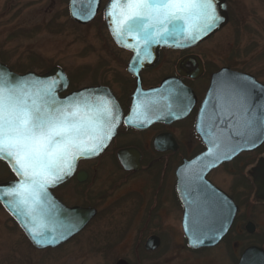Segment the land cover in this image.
Returning a JSON list of instances; mask_svg holds the SVG:
<instances>
[{"label": "flooded vegetation", "instance_id": "af4514ba", "mask_svg": "<svg viewBox=\"0 0 264 264\" xmlns=\"http://www.w3.org/2000/svg\"><path fill=\"white\" fill-rule=\"evenodd\" d=\"M107 2L99 0L92 21L101 20L110 36L105 21ZM214 35L196 44L163 46L157 61L144 68H130L133 52L110 36L112 42L104 50L106 61H101L106 75L85 85L106 87L121 113L115 135L94 158L107 157L111 162L108 171L113 168L122 179L113 183V187H122H118L121 193L114 195L104 188L106 193L98 197L100 202L111 195L112 201L124 203V218L110 229V264L119 260L128 264H264V140L253 150L213 166L207 164L206 186L178 187L179 168L207 150L210 135L200 134L199 116L213 76L230 70L264 84L256 71L242 67L238 47L208 43ZM164 81L165 92L173 94V118L162 117V95L157 88ZM148 101L153 102L150 122H124L138 102ZM119 153L123 162L139 167L125 169ZM94 159L79 161L73 176L52 189L64 204L68 205L55 191L70 181L83 185L90 175L85 163ZM4 166L10 174L4 181L14 179ZM80 171L85 173L84 181L77 179ZM68 206L94 208V217L100 211L95 202Z\"/></svg>", "mask_w": 264, "mask_h": 264}, {"label": "snow or ice", "instance_id": "6c2138e0", "mask_svg": "<svg viewBox=\"0 0 264 264\" xmlns=\"http://www.w3.org/2000/svg\"><path fill=\"white\" fill-rule=\"evenodd\" d=\"M96 3L97 0H82V7L73 15L90 19ZM106 15L122 42L127 36L137 40L128 45L136 52L135 62H142V56L151 54L152 44L167 43L170 38L195 42L216 28L220 20L215 0H110ZM56 85L55 79L47 83L14 81L9 74L0 73V159L7 160L18 177L12 187L0 189V197L9 198L6 204L21 217V223L38 245L58 242L76 226L71 223L62 226V231L57 230L56 205L48 189L71 175L79 158L99 155L120 123V113L110 98L80 93L61 101L55 95ZM253 89L254 84L247 79L218 81L214 96L220 112L210 114L209 131L219 122L240 141H233L231 135L222 140L212 137L206 155L217 160L221 155L227 158V153L213 151L221 147V142L255 145L264 137V104L257 116ZM152 104L138 102L124 122H150ZM212 107L215 109L216 105ZM235 151L236 147L228 149L229 153ZM199 178L197 174L196 179Z\"/></svg>", "mask_w": 264, "mask_h": 264}, {"label": "rangeland", "instance_id": "374dc122", "mask_svg": "<svg viewBox=\"0 0 264 264\" xmlns=\"http://www.w3.org/2000/svg\"><path fill=\"white\" fill-rule=\"evenodd\" d=\"M67 3L68 0H0V60L16 73H41L58 65L69 78L68 90L103 79L106 65L101 61L106 57V45L112 42L110 36L101 20L85 25L72 21ZM228 3L232 11L229 21L208 43L238 47L242 67L256 71L264 81V0ZM108 164L111 162L107 157L85 163L90 175L83 185L70 181L55 191L68 205L85 201L100 207L96 217L57 248L35 249L0 207V264H110V229L124 218V203L121 199L112 201L111 195L99 202V195L106 189L114 191V195L122 192L118 189L121 186L113 187L122 179L113 168L108 171ZM9 175L0 162V182Z\"/></svg>", "mask_w": 264, "mask_h": 264}, {"label": "water", "instance_id": "95a60500", "mask_svg": "<svg viewBox=\"0 0 264 264\" xmlns=\"http://www.w3.org/2000/svg\"><path fill=\"white\" fill-rule=\"evenodd\" d=\"M99 0H97V3L93 6L95 8V14L90 18V19H81L79 18L78 15H73V12L76 11L77 13L79 12L80 8L82 7V0H75V7L73 6V0L68 1V12L71 20H73L77 24L85 25L89 23L90 21L93 20V18L96 15L97 8H98ZM110 4V0H108L106 6H105V21L107 24V27L109 29V32L111 34V37L113 38L114 42L118 44L119 46L125 47L133 52V56L130 61V68L137 67L139 66L140 68L144 67H149L152 66L158 59L159 55V48L161 46H167V47H178V46H184V45H191V44H196L199 43L205 39H207L209 36L217 32L219 29H221L223 26H225L228 22V13H227V6H226V0H215L216 4V12L217 15L220 17V20L218 22V25L216 28H214L211 32H209L207 35L203 36L201 39L196 40L195 42H186L182 38H177L175 40L169 39L167 43L161 41L160 43L157 44H152L150 47V55L148 57H141L142 62H135V56L136 52L133 48L129 47L128 45H134L137 43V40L133 38V36H127L124 38V42L121 41L113 32L112 26H110V18L107 17L106 15V10L108 9ZM0 73H7L11 76V78L14 81H21L27 79L28 81H40L43 83H47L53 79L57 81V85L55 88V95L57 99L63 101L66 98L69 97H77L78 94L80 93H85V94H91L95 96H106L110 98L114 104L116 105V108L118 109L120 113L119 106L113 96V94L103 86H84L75 90H71L64 95H60L64 93L69 85V79L64 72V70L60 66H53L50 69L46 70L45 72L42 73H37L34 71H26L24 73H16L14 72L11 68H9L6 64L0 61ZM222 78H231V79H240L244 80L247 79L250 81L252 84H254V89L252 91V96H253V105H254V111L257 116L261 115V110L260 106L264 104V84L257 81L254 79L251 75L246 74V73H237L233 72L230 70H221L217 74L213 76L212 82L210 84V87L208 89V92L206 93V96L203 100L202 108L200 111V116H199V124L200 129L199 132L201 135L206 136V132L210 135L211 139L212 137H219L222 140V137L225 135H231L233 137V141H240L239 137H236L234 135V132L226 127L225 124H221L217 122L216 126L209 131V116L210 114L215 111L216 113L220 112V105L215 99L214 96V89L217 87L218 81H220ZM165 81L162 83V86L158 87V91L161 92L162 95V107H161V112H162V117L163 118H173V94L171 92H165ZM251 86V85H250ZM207 102V104H206ZM216 105L215 109H213V105ZM203 109V111H202ZM120 119H121V113H120ZM119 124L117 125L113 136L115 135L117 128ZM112 136V137H113ZM264 140V137L261 139L257 140L255 145L245 143V142H240L238 146H236V143H233L232 145H226L223 142H221V147L216 149L214 148L213 151L218 153V154H223L227 153V158H224L223 155H221V159L217 160L215 156H208L206 155L208 153L209 147L212 145L210 144V140H206L207 144V150L197 157H195L193 160L190 162H187L183 164L179 170H178V187L180 188H188V187H203L206 186L207 183L204 181V172L205 169L204 167L209 164V166H213L215 164H218L219 162H222L224 160H227L241 151H249L253 150L256 147H258ZM110 141V140H109ZM109 141H107V146L109 144ZM229 147H236V151L234 153H229L228 149ZM107 148V147H106ZM104 148V150L106 149ZM103 150V151H104ZM101 151L99 155L103 152ZM99 155H91L88 157H81L79 158L76 163L75 167L71 173V175L66 176L64 180L60 183H58L56 186L64 183L67 181L75 172L77 164L80 160L84 159H93L96 158ZM123 154L119 153V158L121 160V164L125 169H136L139 167L138 163H125L122 161ZM4 161L8 167L10 168L11 172L15 175L14 180H9L5 182H0V189L5 188V187H12L15 182L18 181V177L12 170L9 162L5 159H0ZM195 167L193 172H190L188 169L190 167ZM197 174L199 175V179H196ZM77 179L79 181H84L85 180V173L84 172H78L77 173ZM195 183V184H193ZM54 186V187H56ZM50 187L48 189L52 201L55 203L56 208H55V220L56 224L55 227L57 228L58 231H62L63 227L71 223H75V228H73L70 232H67L65 235L64 239H60L58 242L55 243H44V244H36L32 237L29 235L26 227L24 224L21 223V217H19L13 209L6 204V201L9 199L8 197H0V204L2 207L8 212V214L15 220V222L18 224V226L21 228V230L24 232L25 236L27 239L30 241L32 246L38 250H44V249H53L57 248L67 241H69L72 237H74L76 234H78L85 226L86 224L91 220L92 217L95 216L96 210L91 207H81V206H67L63 202H61L51 191L52 188ZM184 195V194H182ZM116 264H128L124 260H119L117 261Z\"/></svg>", "mask_w": 264, "mask_h": 264}, {"label": "bare ground", "instance_id": "6f19581e", "mask_svg": "<svg viewBox=\"0 0 264 264\" xmlns=\"http://www.w3.org/2000/svg\"><path fill=\"white\" fill-rule=\"evenodd\" d=\"M75 236H76V235H75ZM72 238H73V237H72ZM72 238H71V239H72ZM67 242H68V241H67ZM67 242H66V243H67ZM64 244H65V243H64Z\"/></svg>", "mask_w": 264, "mask_h": 264}]
</instances>
